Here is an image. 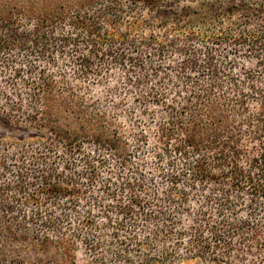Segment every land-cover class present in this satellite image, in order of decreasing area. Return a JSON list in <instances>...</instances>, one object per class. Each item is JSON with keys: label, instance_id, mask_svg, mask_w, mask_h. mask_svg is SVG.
<instances>
[{"label": "trees", "instance_id": "obj_1", "mask_svg": "<svg viewBox=\"0 0 264 264\" xmlns=\"http://www.w3.org/2000/svg\"><path fill=\"white\" fill-rule=\"evenodd\" d=\"M8 60L0 264H264V0H0Z\"/></svg>", "mask_w": 264, "mask_h": 264}, {"label": "rangeland", "instance_id": "obj_2", "mask_svg": "<svg viewBox=\"0 0 264 264\" xmlns=\"http://www.w3.org/2000/svg\"><path fill=\"white\" fill-rule=\"evenodd\" d=\"M34 63V65L37 68H43L44 70L47 71H54L56 72V68L52 67L51 65L45 64V63H40L38 62L36 59L32 61ZM62 63H57L58 64V68L61 69L63 68L67 73H69L73 68V62H72V58H68L65 57L62 61ZM18 64H14L12 63L10 60L8 61H0V89H6L7 88V84L4 81V76H2V74L4 75H9L10 73L13 72V68L17 67L20 68L23 72H25L26 68H28L27 66H25V62L24 64L22 63V61L18 60L17 62ZM58 69V70H59ZM57 73V72H56ZM20 85L19 81H18V86ZM97 88V89H96ZM92 89L94 90H98V87H92ZM1 115V113H0ZM24 127L22 125H18V126H14L12 125V123L7 122L3 116H0V136L1 137H5V138H9V137H23V136H27V135H32L34 132L30 131V130H26L23 129Z\"/></svg>", "mask_w": 264, "mask_h": 264}]
</instances>
